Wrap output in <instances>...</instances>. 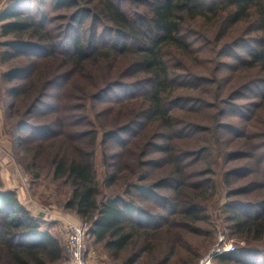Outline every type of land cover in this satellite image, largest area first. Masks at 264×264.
I'll return each mask as SVG.
<instances>
[{
  "label": "trees",
  "instance_id": "16d2710c",
  "mask_svg": "<svg viewBox=\"0 0 264 264\" xmlns=\"http://www.w3.org/2000/svg\"><path fill=\"white\" fill-rule=\"evenodd\" d=\"M116 1L96 0L93 6H85L79 0H13L0 10V35L2 37L12 35V38L0 42V46L5 47L0 50V60L7 62L26 58L24 63L12 66L2 75L4 81L14 83L6 95V110L10 109L8 117L10 115L13 118L16 114L14 107L16 108V102L23 94H28L27 99L33 95L29 105L26 104L22 111L25 115L22 116L21 113L22 119L14 124L13 134L17 140L31 143L36 140H50L59 135H64L67 139L75 136V131L66 133L72 123L66 122L65 119L73 118L70 116L77 117L78 112L75 110L73 112L76 114L64 112L65 86L62 82L65 81V73L49 79L45 78L46 73H42L33 86L36 61L62 54L71 62L72 67L80 68L84 63L101 57L106 63L110 59L129 58L127 66L125 64L122 68L123 71L130 73L131 81L125 82L121 79L111 81L100 77L98 83L103 82L105 85L98 86L95 98L98 107L107 102L118 105L140 102L142 105L139 104L138 107L141 110L136 113H142L141 116L144 118L138 117L124 125H117L113 130L103 131L102 158L106 166L112 167L123 159L122 163H125L123 166L130 167L129 159L125 162L124 158L132 145L131 138L135 140L139 137L149 121L156 122L155 128L171 129L174 119L170 109L208 111L203 117L206 116L205 119L208 118L209 122H212L210 127L187 121L189 118L180 114L184 116L183 120H180L184 124L178 126L179 138L185 140L193 138L197 142L204 140L206 142V136L211 134L213 137L211 139L218 145H223V141L245 140L241 145H245L246 142L252 149L249 153L238 144L233 151L224 152L225 159L227 163L231 161L237 163L241 159L251 158L250 162L257 166L255 169L253 166L249 167L250 163L247 160V165L240 163L227 168L223 180L229 188L232 187L233 179L250 177L247 186L238 190L231 188L228 194L233 195L240 191L251 194L258 189H264V144L260 146L253 142L255 138L260 137V133L264 136V0H124L130 5H145L146 10L141 12V16L150 19L149 28H145L140 17L132 18L134 12L130 9L125 10ZM147 2L152 3L150 7L146 6ZM33 3L36 5L34 14L28 12ZM47 6L51 10L69 11L67 21L58 26L53 34L50 27L51 19L47 18L48 10H42V7ZM87 20L89 26L86 27ZM240 28L241 32L234 38L235 31ZM197 30L202 33L200 40L205 43L222 41L217 45L221 51H227L226 54H221L228 59L222 68L229 71L227 75L241 68L247 72H255L256 77L244 80L246 72L239 77L235 85L231 87L229 85L227 88V76L221 75L223 70H219L213 71L212 78L206 82L190 74L184 76L182 81L175 79L174 83H171L174 72L168 70L164 55L174 56L178 53L177 58L182 59L192 50L198 52L200 44H197L199 41ZM242 33L246 36H239ZM30 37H36V40ZM143 39L146 42L138 44V41ZM24 84L26 86L22 88ZM173 84L175 85L172 86ZM211 85L214 91L210 97L214 104L205 102V98L201 96H194L195 93L204 94V91H194L197 88H205L206 92ZM174 87L186 88L181 96L176 92L177 100H174L176 97ZM225 92L227 97L224 99ZM82 107L85 110L81 111H86L85 103ZM43 111H49L55 120L52 118L48 123L39 124L30 122L32 120L30 118ZM118 113L121 112L118 110ZM93 131L85 132L87 136L91 135L89 143L86 144L94 143L98 132L94 129ZM76 134L81 135L79 132ZM161 137L163 141L168 139L160 133L159 138ZM109 142L116 143L119 150L109 154L107 152ZM167 142L164 146L156 147L169 153L171 143L169 140ZM65 145V148L62 145L61 150L55 151L51 160L54 165L53 178H63L70 184L71 196L65 206L73 210L82 222L88 225V232L96 242L104 244L112 257L120 258L129 248L130 241L138 230L150 231L164 224L166 227L173 224L177 216L185 213L186 207L184 205L181 207L180 203L174 201L168 191L159 193L156 190L170 187L172 191H177L180 197L183 191L181 188L185 184L184 178L181 177L180 165H175L176 169L172 168L173 170L158 183H145L152 171L149 167L159 166L160 159L150 161L147 156L148 150L137 154L138 157L141 156L142 176H138L128 189L133 188L138 197L141 194L150 195L145 198L152 197L150 201L158 206L153 212L148 207L140 206L133 200L135 198L125 197L124 193L102 197L94 168V152H86L73 142ZM137 146L138 144L134 145ZM210 150L211 144H203L201 148L188 154L189 159L196 158V162H200L204 155L211 154ZM174 160L176 159L173 155L170 162ZM207 166V171L205 169L203 173H212L210 165ZM117 175V171L113 173L106 171L105 184L112 185ZM202 179L212 180L199 178L196 183H200ZM255 179H260L261 184ZM210 182L209 188L214 186L213 180ZM249 187L258 189H253V192L252 189H248ZM262 191L264 194V190ZM127 192L128 190L126 194ZM179 206L181 208H178ZM225 209L231 212L232 228L247 236L252 232H263L264 199L261 202H229L225 204ZM250 252L258 254L251 258L253 264H264V249L260 252L252 250ZM250 252L236 248L217 258L222 262L235 261L240 264L242 261L237 257L243 258ZM63 254L64 250L58 238L48 229L42 228L38 217L32 216L20 203L15 191L0 190V260L5 258L0 264L6 262L47 264L59 260ZM139 256V253L131 254L122 264H134Z\"/></svg>",
  "mask_w": 264,
  "mask_h": 264
},
{
  "label": "rangeland",
  "instance_id": "374dc122",
  "mask_svg": "<svg viewBox=\"0 0 264 264\" xmlns=\"http://www.w3.org/2000/svg\"><path fill=\"white\" fill-rule=\"evenodd\" d=\"M12 1L13 0H0V10ZM79 1L85 6H93V4H96V0ZM116 3H119V5L125 10L130 9L131 12H134V15L131 16L132 18L135 16L136 18L140 17L145 28L151 26L150 19L141 16V12L143 13L146 10L144 7L145 5H130L129 2L124 0L116 1ZM151 4L147 2L146 6L150 7ZM35 10L36 5L33 3L32 7H30V9L28 8V12L34 14ZM42 10H48L47 18H50L52 22V25H50L52 34L55 33L57 27L61 26L69 17L68 10H51L49 6L42 7ZM62 14L67 15L63 16ZM102 24L104 23L102 22ZM85 26H89L88 20ZM52 27H54V29ZM242 28L235 31L234 38L238 36ZM196 33H198L197 40H199L197 41V44H200L198 52L192 50V52L186 54L182 59L177 58L179 55L178 53L177 55H174L175 57L172 55H164L168 70L174 72L171 83H174L175 79V81H182L184 76L190 74H193V76L201 78L206 82L212 78L213 71L219 72V70H223L221 75L227 76L226 79L228 81L226 87L228 88L229 85L230 87L233 84L235 85L239 77L247 71L240 68L235 71V73L233 72L227 75V72L229 71L222 68L223 63L228 59L221 55L222 53L226 54L227 51H221L217 45H220L222 41L219 43L214 41L213 43L208 44L203 40H200L202 33H200L199 30H197ZM239 36L244 37L246 35L242 33ZM10 38H12V35L5 37L0 35V42ZM32 40H36V37H33ZM143 41L146 42V40L143 39L142 41H138V44H142ZM4 48V46H0V50H3ZM103 59L104 58L101 57L95 61L90 60L87 63H84L80 68L72 67L71 62H69L67 58H64L62 54L49 57L43 61L35 62L36 65L33 70L35 79L33 86L41 77L39 75H42V73H46V79L65 73V81L64 83L62 82L65 86V97L63 99V102H65L64 112L71 114L74 113L73 110H75L78 114L77 117L70 116L73 118L69 117L70 119H67V117L65 119L66 122L72 123L66 133L69 134V132L72 133V131L74 133L75 131V136L71 139H67L64 135H59L50 140H36L31 141V143L17 140V137L13 134V128L15 122L22 119V116L25 115L22 111L26 104V106L29 105L33 95L27 99L26 97L28 94H23V96H21L22 99L20 97L16 102V108L14 107L16 114L13 118H11L10 115L8 117L10 109L6 110V95L14 83L6 82L2 79L4 71H7L12 66L24 63L26 58L9 60L7 62H2L0 60V190L9 189L15 191L20 203L32 216L38 217L42 228L48 229L56 238H58L64 250V256L62 255L59 260L47 264H74L65 248L68 236L65 226L66 220H70L82 226L84 231L83 238L86 245V253L84 256L86 264H122L126 257L131 254L133 255L134 253L140 254L134 264H201L203 261H209V264H237L235 261H220L217 257L223 254V252L216 255H213L212 253L219 252L225 244L232 245L234 249L242 248L243 251L248 252H250V250L260 252L264 249V229L262 233L252 232L250 233V236H247L246 234L232 228L233 223L230 221L231 212H227L225 209V204H228L229 202H261L264 199L262 191L264 189L260 190L258 188H253L254 190L258 189L254 192L251 187L248 189H252L254 193L249 194V192L244 193L240 191L233 195L228 194L231 188L238 190L241 187L247 186L250 177H242L239 180L233 179L232 187L230 188L223 180L225 170L233 165H238L240 163H245L247 165V160H249V167L252 168L253 166L255 169L257 166V164L255 165L253 162H250L251 158L241 159L237 163L234 161L227 163L225 159L224 152L233 151L234 148L238 147V144L241 145V142L243 143L245 140L241 139V142L237 141L238 139H234L232 142L223 141V145H218L215 140L211 139L213 138L211 137V134L206 136V142L205 140L197 142L194 141L193 138L185 140L178 136V126L184 124L180 121L183 120L184 116L189 118L186 119L187 121L200 123L202 126L210 127L212 122H209L208 118L205 119L206 116L203 117L208 111L170 109L171 113H173L172 115L174 119V124L171 129L155 128L156 122L153 123L152 121H149V124L146 123V126L143 127L139 137L135 140L133 137L131 138L132 145L135 142L134 145L138 144V146L134 147V145H130L131 147H129L128 152L125 154L124 161L126 162L129 159L128 164L130 167L123 166L125 164L122 163L123 159L119 160V163L114 164L112 167H108L103 163V131L113 130L117 125H124V123L138 117L144 118L142 117V113H136V111L141 110L138 107L139 104L140 106L142 105L140 102L132 104H130V102L119 105L107 102L105 105L98 107V101H96L95 94L98 92L99 87L105 85L103 82V84L98 83L100 77L103 79H110L111 81L119 79L125 82L131 81L130 73L125 70L123 71L122 68L125 64L127 66V62L130 60L129 58L110 59L107 63ZM255 77V72H247L246 75L243 76V79L248 80ZM97 83L98 85H96ZM174 85L175 84L172 86ZM25 86L26 85L24 84L22 88ZM207 86H209V84H207ZM175 88L176 87H174V89ZM184 89L186 88H176L174 94L178 92V95L181 96ZM194 91H204V94L195 93L194 96H201L205 98V102L210 105L214 104L210 97L212 91H214L213 85H211L210 89H207L206 92L205 88L200 89V87ZM178 95L176 94L174 100H177ZM206 95L209 97H206ZM223 96L224 99L227 97L226 92ZM84 103L86 111H81L82 109L85 110V108L82 107ZM118 110L121 113H118ZM21 113H23L22 116ZM180 114H184V116ZM52 118L54 121L55 119L54 117H51L49 111H43V113L36 114L30 118L32 119L30 122L34 124L48 123ZM93 129L98 132L96 133V139L94 143L86 144L89 143L91 135L87 136L85 132H87V130L93 131ZM77 132L81 135H77ZM160 133L163 134V137L165 136L168 139H164L165 141H163L162 137L159 138ZM259 136L260 137L255 138L253 142L262 146L264 144V136L262 133H260ZM167 140L171 143V152L169 151L168 153L163 150H158V147L156 146H164L168 143ZM68 142H73L79 145L80 148H84L86 152H94V168L96 170V179L99 183L102 197L124 193L125 197L135 198L133 200H136L140 206L143 205L148 207L153 212L157 210L156 208L158 206L150 201V198L152 197L149 199L145 198L150 195L141 194L138 197L133 188L128 189L130 184L137 180L138 176H142L140 166L141 156L138 157L137 154H142L148 150L147 156L150 161L160 159L159 166L149 167L150 169L152 168V171L151 174H149V177L144 181L145 183H158L169 174L170 170L176 169L175 165H180L182 168L181 177L184 178L185 181V184L181 188V191H183L180 197L177 195V191H172L170 187H161L156 190L159 193L161 191H168L171 195L169 196L174 201L180 203L181 207L183 205L186 207V214L184 213L183 215L177 216L175 219L176 221L166 227L164 224L161 227L154 228L156 230H138L135 237L130 241L129 248L122 253L120 258L112 257L104 244L96 242L91 233L88 232V225L82 222L73 210H70L65 206L66 201L71 196L70 184L63 178H53L54 165H52L51 160L56 153L55 151L61 150L62 145L63 148H65V143ZM206 143L211 144V154L204 155L202 157L203 160L200 162H196V158L190 160V155L188 154L201 148V146ZM107 146V152H109V154H113V152L119 150L117 149L116 143L109 142V145ZM241 147L247 153L252 150L246 145V142L245 145H241ZM68 152L69 150L67 153ZM173 155L176 160L170 162L172 161ZM186 155L188 157H186ZM207 165H210L212 168V173H203L205 169L207 171ZM106 171L109 173H113L114 171L118 172L116 181L112 185L105 184L104 179ZM198 171L201 172L198 173ZM199 178H211L213 180L212 185L214 186H210L209 188L210 181L212 180L203 181L202 179L200 183H196ZM256 181H259L258 183L261 184L260 179H257ZM127 190L128 192L126 194ZM143 197L146 200H144ZM181 207L179 206L178 208ZM140 247H145L146 249L141 250L139 249ZM252 253L253 252L245 254V257L243 258L237 257L242 261L240 264H253L251 258L258 254ZM244 260L250 261L247 262ZM3 261H5V258L1 259L0 263ZM6 264L8 263L6 262Z\"/></svg>",
  "mask_w": 264,
  "mask_h": 264
},
{
  "label": "built area",
  "instance_id": "2783aa9c",
  "mask_svg": "<svg viewBox=\"0 0 264 264\" xmlns=\"http://www.w3.org/2000/svg\"><path fill=\"white\" fill-rule=\"evenodd\" d=\"M65 226L68 232L67 242L65 245L67 254L74 264H86L84 259L86 253V245L83 238L84 231L82 229V226L70 220L65 221ZM233 249L234 247L232 245L225 244V246H222L219 252L212 254L216 255L221 252H229L233 251ZM202 263L209 264V261H203Z\"/></svg>",
  "mask_w": 264,
  "mask_h": 264
}]
</instances>
